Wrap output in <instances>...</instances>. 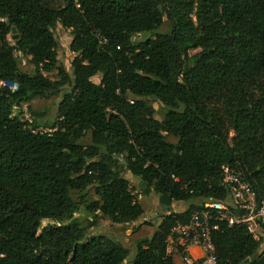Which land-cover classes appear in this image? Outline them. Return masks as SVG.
<instances>
[{
    "label": "trees",
    "instance_id": "1",
    "mask_svg": "<svg viewBox=\"0 0 264 264\" xmlns=\"http://www.w3.org/2000/svg\"><path fill=\"white\" fill-rule=\"evenodd\" d=\"M52 3L0 0V83L16 85H0V264H125L126 247L91 232L98 218L128 224L144 214L123 172L167 211L129 264H174L172 227L207 199L227 200L223 164L264 205V0ZM57 25L71 32V75L57 64ZM65 86L53 122L29 110ZM89 187L96 199L85 201ZM174 202L189 206L175 213ZM80 211L92 220L84 225ZM211 223L216 264H264L245 225Z\"/></svg>",
    "mask_w": 264,
    "mask_h": 264
},
{
    "label": "built area",
    "instance_id": "2",
    "mask_svg": "<svg viewBox=\"0 0 264 264\" xmlns=\"http://www.w3.org/2000/svg\"><path fill=\"white\" fill-rule=\"evenodd\" d=\"M99 43L105 39L98 34ZM1 86L15 90L16 85L1 82ZM22 121L32 124V117L26 105L21 106ZM28 128L32 129L31 126ZM35 133L46 132L42 127L32 130ZM221 183L227 190L228 206L224 201L207 199L204 208L190 213L186 223L177 222L171 229L166 239V252L168 255L180 254L179 248H183L181 259L183 264H216L215 248L212 243L211 232L217 228L212 220L227 221L228 225H245L254 240L261 243V256L264 257V242L261 241L264 231V205L258 201L252 186L245 180L241 170L229 164L221 166ZM177 181L175 177H172ZM138 199V196H137ZM139 200V199H138ZM197 247L202 251L198 256L189 252V247Z\"/></svg>",
    "mask_w": 264,
    "mask_h": 264
},
{
    "label": "rangeland",
    "instance_id": "3",
    "mask_svg": "<svg viewBox=\"0 0 264 264\" xmlns=\"http://www.w3.org/2000/svg\"><path fill=\"white\" fill-rule=\"evenodd\" d=\"M52 4L57 5L61 2V0H51ZM162 32L169 31V24L165 22V24L161 28ZM53 35L57 42V53H58V65L63 66L67 73L71 75V61L74 58L75 54L72 53L69 49V45L72 40L71 32L69 29H65L60 25H57L53 29ZM149 35V34H144ZM18 66L21 71L31 73L33 71L31 65L28 63L27 59L24 57L18 58ZM57 73L53 72L50 74L51 79H57ZM93 81L98 82L99 78H92ZM68 91L67 86L63 87L60 91L59 95L52 96L49 99H40L36 98L31 101L29 105V110L39 112L42 117L40 121L48 120L49 123L53 122L56 117L57 105L61 100L64 93ZM151 105L156 108L158 114H161L163 109L160 107V104L157 102H151ZM169 141H174L173 138H168ZM90 142V137L88 136L86 139L82 140L83 144H87ZM122 176L127 178L130 182V186L133 188V191L138 196L139 202L142 204L145 213L138 218L136 221L128 223V224H117L112 223L111 221L103 218L97 219V225L93 227L91 230L92 234H100L104 235L112 240L118 241L124 247L129 250V256L126 260L125 264H129L131 260L135 256L136 252V242L143 238L151 237L157 228V224L159 223L160 216L166 214L167 211L158 203V197L154 192H150L148 195H144L142 193L140 180L136 177H133L129 172H123ZM84 193L85 201H90L96 199V195L94 194L93 188L89 187ZM200 200L195 199L192 200V203L200 204ZM226 205H230L229 201H226ZM189 206L188 202H174L171 206L172 212L179 213L186 210ZM74 217L81 221L84 225L87 222L92 220V216L84 213V211H80L74 214ZM46 221L43 222L45 224ZM264 232V231H263ZM91 234V233H90ZM261 241L264 242V233L261 238ZM179 257L181 258V254H174L172 258ZM182 260V259H181ZM183 263V261H182Z\"/></svg>",
    "mask_w": 264,
    "mask_h": 264
},
{
    "label": "crops",
    "instance_id": "4",
    "mask_svg": "<svg viewBox=\"0 0 264 264\" xmlns=\"http://www.w3.org/2000/svg\"><path fill=\"white\" fill-rule=\"evenodd\" d=\"M153 106V105H152ZM154 107V106H153ZM154 109H156V108H154ZM142 205V204H141ZM143 207V206H142ZM144 209V208H143ZM144 213H145V211H144ZM264 233V232H263ZM189 252L190 253H192V254H195V255H198V256H201L202 255V251L199 249V248H197V247H189ZM173 262H174V264H183L182 263V260H181V258H179V257H174L173 258Z\"/></svg>",
    "mask_w": 264,
    "mask_h": 264
},
{
    "label": "water",
    "instance_id": "5",
    "mask_svg": "<svg viewBox=\"0 0 264 264\" xmlns=\"http://www.w3.org/2000/svg\"><path fill=\"white\" fill-rule=\"evenodd\" d=\"M12 32H13V39H17L18 38V34L16 33V29L13 28ZM178 76H179V73H177V77Z\"/></svg>",
    "mask_w": 264,
    "mask_h": 264
}]
</instances>
